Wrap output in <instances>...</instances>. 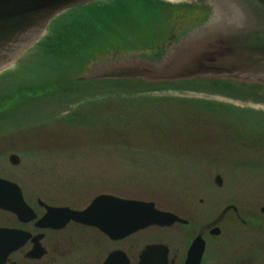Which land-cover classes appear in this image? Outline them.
Segmentation results:
<instances>
[{
    "label": "rangeland",
    "instance_id": "rangeland-1",
    "mask_svg": "<svg viewBox=\"0 0 264 264\" xmlns=\"http://www.w3.org/2000/svg\"><path fill=\"white\" fill-rule=\"evenodd\" d=\"M49 30L0 66V73L26 63L32 70L30 81L24 78L21 84L23 92H16L13 81L0 82V176L16 181L33 201L53 197L81 203L110 189L165 209L187 207L195 221L212 219L234 204L248 224L227 214L207 251L219 254L225 264L264 262V228L247 218L264 216V83L226 78L219 85L206 78L154 84L139 78L69 80L87 71L83 63L64 74V91L33 96L28 86L40 89L47 83L37 43ZM121 30L111 37L156 44L169 36L158 27L157 36L145 39L127 38V30ZM212 102L255 112L234 115ZM12 152L20 156L19 163L9 161ZM216 174L222 175V185L215 183Z\"/></svg>",
    "mask_w": 264,
    "mask_h": 264
},
{
    "label": "water",
    "instance_id": "water-1",
    "mask_svg": "<svg viewBox=\"0 0 264 264\" xmlns=\"http://www.w3.org/2000/svg\"><path fill=\"white\" fill-rule=\"evenodd\" d=\"M91 1L94 0H0V66L36 42L56 15ZM206 2L211 7L210 16L186 30L176 41L164 45L159 58L142 54L104 58L77 78H139L153 83L212 77L264 83V0ZM9 159L14 164L19 162L15 153ZM214 181L222 185L221 174H216ZM98 204L124 208L68 209L67 212L73 218L102 213L103 221L125 220L129 231L152 223L168 224L177 218L169 211L154 208L153 201L100 194L91 203ZM231 206L234 205H228L225 210ZM0 208H31L24 201L20 186L4 177H0ZM44 220L45 217L39 219ZM7 231L0 228V236ZM214 231L218 233L219 229ZM203 249L204 241L198 235L189 251L194 264H199Z\"/></svg>",
    "mask_w": 264,
    "mask_h": 264
},
{
    "label": "flooded vegetation",
    "instance_id": "flooded-vegetation-1",
    "mask_svg": "<svg viewBox=\"0 0 264 264\" xmlns=\"http://www.w3.org/2000/svg\"><path fill=\"white\" fill-rule=\"evenodd\" d=\"M22 193L32 208H0V228L8 229L0 236V264H194L189 251L198 235L204 241L199 264H225L220 262L219 254L207 251L210 239L220 234V224L227 214L233 213L234 218L248 224L237 206L225 210L226 205L212 219L195 221L186 213L191 211L187 207L165 209L154 202L155 208L170 211L177 218L169 224L152 223L129 231L125 220L103 221L102 213L73 218L67 212L124 208L91 202L100 194L130 198L125 191L104 189L81 203L53 197L33 201L26 198L23 189ZM260 211L264 214L262 208ZM42 217L45 220L41 222ZM247 218L255 221L250 225L264 228V216ZM215 228L219 229L217 234Z\"/></svg>",
    "mask_w": 264,
    "mask_h": 264
},
{
    "label": "trees",
    "instance_id": "trees-1",
    "mask_svg": "<svg viewBox=\"0 0 264 264\" xmlns=\"http://www.w3.org/2000/svg\"><path fill=\"white\" fill-rule=\"evenodd\" d=\"M109 1H94L68 9L53 20L49 34L37 45L42 49L39 62L46 67L43 78L48 77L47 83L40 89L28 86L33 96L64 91L65 84L61 80L74 64H88L107 56L138 52L158 57L160 48H154L147 41L138 44L129 37L138 35L145 39L151 35L157 36L155 27L179 35L211 14V7L207 3L174 4L166 0ZM121 27L127 30L129 40L125 36L121 40L111 37L120 36V32H123ZM133 30L136 33L131 32ZM28 67L25 64L2 72L0 82L13 81L18 85L16 92H23L26 87L21 84L26 81L24 78L29 80V73L32 72L27 70ZM207 80L212 85H219L221 81ZM212 104L234 115L255 112L254 108H243L224 102Z\"/></svg>",
    "mask_w": 264,
    "mask_h": 264
}]
</instances>
